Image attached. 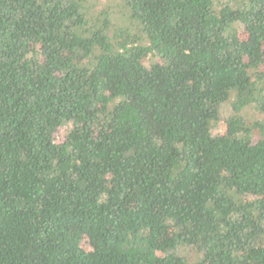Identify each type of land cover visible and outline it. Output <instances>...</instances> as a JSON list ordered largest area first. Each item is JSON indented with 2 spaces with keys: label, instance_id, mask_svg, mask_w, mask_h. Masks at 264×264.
Masks as SVG:
<instances>
[{
  "label": "trees",
  "instance_id": "16d2710c",
  "mask_svg": "<svg viewBox=\"0 0 264 264\" xmlns=\"http://www.w3.org/2000/svg\"><path fill=\"white\" fill-rule=\"evenodd\" d=\"M94 6L0 0V264H264V0Z\"/></svg>",
  "mask_w": 264,
  "mask_h": 264
},
{
  "label": "rangeland",
  "instance_id": "374dc122",
  "mask_svg": "<svg viewBox=\"0 0 264 264\" xmlns=\"http://www.w3.org/2000/svg\"><path fill=\"white\" fill-rule=\"evenodd\" d=\"M105 1L106 0H94V2H95L94 10H96V11L99 10ZM224 112L226 115H229L231 113V109L229 107H227V108H225Z\"/></svg>",
  "mask_w": 264,
  "mask_h": 264
}]
</instances>
